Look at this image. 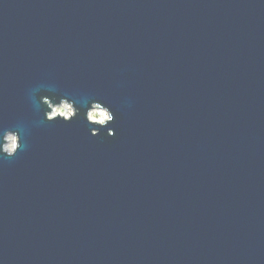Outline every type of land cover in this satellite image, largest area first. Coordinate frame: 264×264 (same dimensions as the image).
<instances>
[{"label":"water","instance_id":"water-1","mask_svg":"<svg viewBox=\"0 0 264 264\" xmlns=\"http://www.w3.org/2000/svg\"><path fill=\"white\" fill-rule=\"evenodd\" d=\"M8 125L0 264H264V0H0Z\"/></svg>","mask_w":264,"mask_h":264},{"label":"clouds","instance_id":"clouds-1","mask_svg":"<svg viewBox=\"0 0 264 264\" xmlns=\"http://www.w3.org/2000/svg\"><path fill=\"white\" fill-rule=\"evenodd\" d=\"M58 103H51L48 96H42V103H47L48 108H43V117L46 121L52 122L57 119L64 122H71L73 119L82 117L89 125V133L98 136L104 128L109 136L115 134V128L109 127L115 121L116 115L112 107L102 98L92 99L90 106L83 112L76 106V102L68 95H57ZM50 109V111L48 110ZM8 129L2 142H0V159L14 158L21 150L27 148L26 139L22 141L20 133L15 130V125L4 126Z\"/></svg>","mask_w":264,"mask_h":264}]
</instances>
